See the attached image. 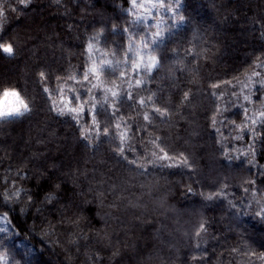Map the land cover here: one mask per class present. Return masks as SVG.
Listing matches in <instances>:
<instances>
[{"label":"trees","instance_id":"1","mask_svg":"<svg viewBox=\"0 0 264 264\" xmlns=\"http://www.w3.org/2000/svg\"><path fill=\"white\" fill-rule=\"evenodd\" d=\"M129 5L0 0V43L14 49L0 52V98L14 88L30 108L0 122V254L264 264V0H182L150 72L128 50ZM64 96L75 112L61 114Z\"/></svg>","mask_w":264,"mask_h":264},{"label":"rangeland","instance_id":"2","mask_svg":"<svg viewBox=\"0 0 264 264\" xmlns=\"http://www.w3.org/2000/svg\"><path fill=\"white\" fill-rule=\"evenodd\" d=\"M160 0H130L128 8L129 12V25L127 26V37L130 43V37H132V50L130 52L137 54L140 60L145 58L149 59L151 56L152 48L144 47V38L150 36L152 33L160 31L162 37H164L171 28L179 26L183 20H179L180 8L182 6V0H164L165 6L161 8L159 6ZM171 5L173 10H167V6ZM133 33L138 35L132 36ZM128 43V45H129ZM102 76L98 74L93 82L95 90L103 88ZM16 98L13 96L0 98V107H11L15 104ZM78 110L84 106L81 102H78ZM57 106L64 110H70L69 96L61 97L57 101ZM4 264H7L6 260Z\"/></svg>","mask_w":264,"mask_h":264},{"label":"snow or ice","instance_id":"3","mask_svg":"<svg viewBox=\"0 0 264 264\" xmlns=\"http://www.w3.org/2000/svg\"><path fill=\"white\" fill-rule=\"evenodd\" d=\"M20 3H24L25 0H19ZM133 5H135V0H133ZM159 6L161 8H164L166 7L165 6V3H164V0H160V3H159ZM167 10L171 11L173 10L172 6L171 5H168L167 6ZM5 15L4 11L0 10V17H3ZM184 17L183 16H180L179 17V20H183ZM2 22V21H0ZM125 31H127V29H125ZM135 35H138L137 33H133L132 36H135ZM131 40H132V37H130V43H129V51L132 50V43H131ZM163 42V37H162V34L160 31H157V32H154L152 33L150 36L148 37H145L144 38V47L145 48H152V50H155L156 47H158L161 43ZM93 47V45L90 43L89 44V49H91ZM0 52H2L3 54L11 57L14 55V49L12 47L11 44H3V43H0ZM157 60L154 56H151L149 58V61L148 63L145 65V70L146 71H151L152 68H155L157 67ZM108 67L109 69H111L112 71H114L115 69L112 68V65H111V62H107L106 65L104 66H101V71L103 70V67ZM133 66L136 68V69H139L140 65L139 64H136L135 62L133 63ZM90 71H95L94 69L93 70H90ZM43 73H41V76L43 77ZM74 79V77L72 78ZM84 79L87 80L88 79V74L86 73L85 76H84ZM136 84L137 85H140L141 84V80L137 79L136 80ZM45 91H47V89H45ZM111 91V90H109ZM111 95L112 97L116 98L117 100V103L121 102L122 99H124V97H121L120 94L116 91H111ZM2 96L3 97H8V96H13L16 98V102L13 106L11 107H0V122H7L9 120H12V119H15V118H18V117H23L26 113H28L30 111V108H29V104L25 102V100L21 97L20 95V92L17 91L16 89H9V88H4L3 91H2ZM127 99L131 100L132 99V96L131 94H128V96L126 97ZM247 99V97H245ZM185 99H187V93H185ZM148 100L151 101V96L148 97ZM137 103L139 104H144L145 101L143 99L137 101ZM101 107H103V105H101ZM113 108H115V105H112ZM96 109V105L94 104L93 105V111H92V117H93V123L94 124H97V121L95 119V117L100 114L99 112L95 111ZM70 111L72 112H75L76 109L73 108V109H70ZM154 112L155 113H158L160 115H165L166 114V110L162 111L160 108H154ZM61 114H63V109H61ZM262 115H264V113H262ZM144 119L145 120H148L149 119V115L148 114H145L144 116ZM253 123H255V121H253ZM116 127H119V125H117ZM105 134H107V131L105 130ZM125 136L126 134L125 133H122L121 136H120V139H121V142L123 143L124 139H125ZM120 153L123 154V149L120 148ZM161 152H163V149L161 148L160 149ZM160 159H168V155L167 153L164 154L163 157H158ZM186 162V161H185ZM131 163L135 164L136 161H131ZM208 199H212V196H209ZM262 212H264V210H262ZM257 215H260L259 213ZM262 219H264V216H262ZM203 228V226H201ZM5 231V229L3 228H0V232H3ZM199 234V233H197ZM4 261H5V256L0 254V264H4Z\"/></svg>","mask_w":264,"mask_h":264}]
</instances>
